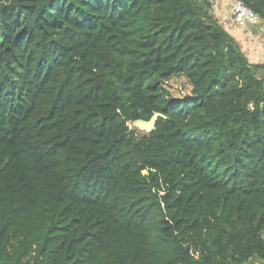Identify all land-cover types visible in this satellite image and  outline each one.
Returning a JSON list of instances; mask_svg holds the SVG:
<instances>
[{
  "label": "trees",
  "instance_id": "obj_1",
  "mask_svg": "<svg viewBox=\"0 0 264 264\" xmlns=\"http://www.w3.org/2000/svg\"><path fill=\"white\" fill-rule=\"evenodd\" d=\"M213 8L0 0V264H264V64Z\"/></svg>",
  "mask_w": 264,
  "mask_h": 264
},
{
  "label": "rangeland",
  "instance_id": "obj_2",
  "mask_svg": "<svg viewBox=\"0 0 264 264\" xmlns=\"http://www.w3.org/2000/svg\"><path fill=\"white\" fill-rule=\"evenodd\" d=\"M251 35L255 36L256 38L259 39V42H261V45L264 46V40L263 37L261 36L260 32L258 29H254L253 32L250 33ZM254 41H256V39L253 37ZM258 43V42H257ZM262 49L261 51L258 52H251L252 48H245V45H243V49L244 51L247 53L251 63H256V64H264V47H260ZM165 87L166 89L171 93V95L173 97L176 98H183L185 96L191 95L192 93V86L189 83V81L187 80L186 77L184 76H175L173 78H171L170 80H168L167 82H165ZM129 126L131 129H133L134 127H136V125L134 123H129ZM136 131L140 132V133H147L144 130L139 129L138 127H136ZM263 238H264V233L262 234ZM247 264H261L258 261L252 260L249 261Z\"/></svg>",
  "mask_w": 264,
  "mask_h": 264
},
{
  "label": "crops",
  "instance_id": "obj_3",
  "mask_svg": "<svg viewBox=\"0 0 264 264\" xmlns=\"http://www.w3.org/2000/svg\"><path fill=\"white\" fill-rule=\"evenodd\" d=\"M213 13L220 21L222 26L235 38L242 48L243 45H245V48H252V53L258 51L262 52L260 47L264 46L261 45V42H259L258 38L250 34L254 29L244 30L242 28L236 27L232 20L231 9L225 1H221L218 3V5L214 6ZM253 37L256 39V41H254Z\"/></svg>",
  "mask_w": 264,
  "mask_h": 264
},
{
  "label": "built area",
  "instance_id": "obj_4",
  "mask_svg": "<svg viewBox=\"0 0 264 264\" xmlns=\"http://www.w3.org/2000/svg\"><path fill=\"white\" fill-rule=\"evenodd\" d=\"M214 6L225 1L231 9L233 23L244 30L258 29L264 40V22L258 14L241 0H206Z\"/></svg>",
  "mask_w": 264,
  "mask_h": 264
},
{
  "label": "water",
  "instance_id": "obj_5",
  "mask_svg": "<svg viewBox=\"0 0 264 264\" xmlns=\"http://www.w3.org/2000/svg\"><path fill=\"white\" fill-rule=\"evenodd\" d=\"M160 117H165L160 113H155L153 115V117L149 120V121H142V120H138L136 121L134 124L136 125V127H138L141 130L146 131L147 133L152 132L155 129V125L157 120ZM136 127L133 128V130H136Z\"/></svg>",
  "mask_w": 264,
  "mask_h": 264
}]
</instances>
